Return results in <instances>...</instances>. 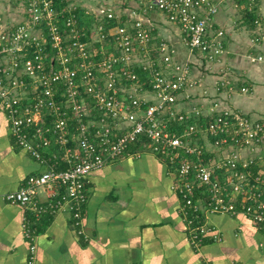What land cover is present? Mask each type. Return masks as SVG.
Returning <instances> with one entry per match:
<instances>
[{"label": "built area", "instance_id": "2783aa9c", "mask_svg": "<svg viewBox=\"0 0 264 264\" xmlns=\"http://www.w3.org/2000/svg\"><path fill=\"white\" fill-rule=\"evenodd\" d=\"M80 1L82 0H67L65 10H71L76 4H80ZM151 1L169 20L177 23L182 31L189 35L186 44L191 52L205 53L211 60L222 55L225 50L222 42L224 32L219 30L214 34L210 33L209 24L219 9L214 0ZM25 2L29 3L28 12L32 14V20L25 21V24L15 31L12 27H7L0 39V107L9 109L12 133L19 143L37 158H41L40 148L50 144L44 138V133L49 129L44 130L39 126L36 133L28 138L29 133L21 127L27 128L32 123L43 122V114L39 119L33 117L41 112V108L47 103L40 100L30 104L31 108L27 107L25 111H21L22 100L29 99V91L52 97L57 83L68 86L66 91L69 97L66 104L75 111L80 126L77 128L79 133L72 134L77 145L67 147L68 118L63 117L64 113L56 106L57 118L53 131L56 132L58 144L66 147L65 157L70 166L58 170L57 162L50 163L49 159L42 157L41 160L49 166L48 170L40 175L29 176L24 186L5 195L7 200L31 205L32 209L39 213L44 210V207L36 202L40 189L54 197H57L56 193L61 189L63 194H59L61 199L58 204L73 202L75 222L81 225V207L88 199V176L115 161L130 143L140 142L145 152H161L174 159L180 150H183L185 154H194L199 158L201 163L198 164L189 159L185 160L180 168L179 180L174 186L187 199L183 209L188 207L195 212L201 210L207 217L202 225L190 229V240L194 245H201L203 238L208 235L217 237L215 228L209 225L207 213L242 212L255 223L264 225V178L252 173L250 168L253 161L239 160L233 153L218 162L215 157L209 158L210 163L206 164L202 154L207 149L204 145L192 141L193 138L198 139L201 133L209 132L217 136L216 140L211 142L216 147L230 144L240 148L259 146L264 144V120L255 121L241 113L222 109L218 101L212 102L206 110L194 107L191 111H178L175 105L179 102V94L192 84L187 69L171 61L172 58L168 55L165 56L164 63L158 64L157 68L153 62H148V43L151 36L140 20L133 23L132 30L126 26L112 30L116 35V51L107 52L101 49L103 58L101 62L95 63L98 51L95 52L89 43L78 41L79 33L74 26V18H68L67 26L70 31L63 38L58 26L53 22L56 11L52 0H23L24 4ZM110 7L103 2L99 15L112 16ZM43 20H46L53 46L58 49L56 57L50 60L51 65L43 60L41 55L40 42L47 41L41 25ZM32 40L38 47L33 50L37 54L34 58L28 54L29 49L32 50L29 46ZM65 40L67 43L71 42L67 50L61 44ZM253 41L256 44L264 41V34ZM255 59L262 61L264 57L259 55ZM55 60L59 63L58 67H54ZM116 61L122 63L121 68H113ZM133 63L142 65L149 71L151 82L149 89L144 92L138 74L127 68ZM149 64L152 66H147ZM1 73L6 77L3 78ZM28 84L29 90L26 89ZM90 95L96 100L95 105L92 104ZM142 97L146 98L144 101H151L147 109L141 106ZM109 116L112 123L107 122ZM85 117L90 118L88 122L83 121ZM206 118L212 120L204 128L203 120ZM191 119L196 122L190 123ZM177 123L185 124L183 131L174 129ZM239 165L243 171L238 170ZM216 167H226L227 184L224 186L212 181V172ZM229 171H232V174ZM190 173L194 174L200 185L204 183L210 186V197L203 203H193L191 199L196 183L190 179ZM31 231L28 229L27 234L34 237ZM35 250L36 246H31L32 254H35Z\"/></svg>", "mask_w": 264, "mask_h": 264}, {"label": "crops", "instance_id": "0c3cea01", "mask_svg": "<svg viewBox=\"0 0 264 264\" xmlns=\"http://www.w3.org/2000/svg\"><path fill=\"white\" fill-rule=\"evenodd\" d=\"M97 1L96 17H102L99 9L105 2L115 14L124 9L116 18L126 17L127 28L132 30L138 20L145 24L151 36L148 62L155 65V51L158 64L168 55L187 69L192 84L179 94L181 110H206L218 101L222 109L264 120V59H255L264 57V41H253L264 34V0H256L253 6L250 0H236L234 6L244 12L237 19L233 3L214 0L219 11L209 26L214 32H224L226 51L219 62L208 66V57L200 61L199 52L189 50V35L148 1ZM1 5L0 16L16 19L8 4L4 3L5 13ZM251 15L255 20H249ZM99 22L94 20L92 25ZM242 39L246 41L243 50H228V42L234 45L233 41ZM254 149L244 159L253 161L252 173L264 178V144ZM48 168L14 142L9 118L0 112V264H264V226L256 225L244 213L209 214V225L217 237L208 235L195 246L186 229L182 199L174 187L176 174L153 153L126 156L93 171L86 180L88 199L81 207V225L75 222L73 202L58 204L61 189L57 197L40 189L36 202L44 210L39 213L31 205L6 199L5 195L24 186L29 176ZM28 229L34 237L27 234Z\"/></svg>", "mask_w": 264, "mask_h": 264}, {"label": "trees", "instance_id": "16d2710c", "mask_svg": "<svg viewBox=\"0 0 264 264\" xmlns=\"http://www.w3.org/2000/svg\"><path fill=\"white\" fill-rule=\"evenodd\" d=\"M52 1H53L54 11H56V15L53 18V22L58 26V28L60 30V34L62 35V37L65 38L66 35L68 34V32L70 31V27L67 26L68 18H70V17H72V19L74 18V20H75L74 26L79 33V40L78 41L80 43H86V44L89 43L91 46H93L92 48L95 52L98 51L95 55V59H94L95 63L101 62V59L103 58L102 57L103 55L101 53V49H104L107 52H112V51L115 52L116 51V49L114 48L115 42H116L115 41L116 35L112 32V30H114L116 27L125 26V22H127V21H124V19L126 17L125 18L121 17L118 20V18H116V14L113 12H112L113 13L112 16H110V17L101 15L103 18L100 20L98 25L96 27H94L92 25V21H94L96 19L98 20V18L95 16V13L90 12L89 9H88L89 11L86 10L85 6H83V0L80 1V4H76L75 7L69 11L65 10V7L67 5V0H52ZM142 1H148L149 6L154 7L155 9L159 10L152 3L151 0H142ZM28 6H29V3L25 2V4H24L25 10L23 13L25 16V20H27V21L29 20V22H30V20H32V14H30L28 12ZM90 15H92V17H89ZM251 16H249L250 17L249 19L255 20L254 16L253 15H251ZM43 21H42L41 25L44 28L43 33H44V36L47 39V41L45 43L40 42L41 55L44 57L43 60L47 61L51 65L50 60L52 57H56L58 49L53 46V40L48 33V26L45 23L46 20H43ZM23 24H25V21L15 23L14 25L11 26L12 30L15 31L16 29H18L20 27V25H23ZM100 27H101V29H99ZM95 33H96V37L94 36ZM70 43L71 42L67 43V41L65 40L61 44L64 46V49L67 50L68 49L67 46ZM36 45L37 44H35V41H33V40H32V44H29L30 48H32V50L29 49V51H28L29 52L28 54L31 56V58H34L37 55L33 51L34 48L37 47ZM153 55H154L153 60L155 61L154 66L157 68L158 59H159L157 56V52L153 51ZM58 66H59V63L57 60H55L54 67H58ZM113 66H114L113 67L114 69L119 68V67L121 68L122 63L119 64V62L116 61L115 63H113ZM127 68L131 69V71L138 74V80H139L141 87L143 89L142 92H144L146 89H149L151 79L148 76L150 74H149L148 70L144 69V66L133 63V64L127 66ZM1 74H3V73H1ZM2 76H3V78L6 77L4 74ZM27 83H29V81H27ZM27 86L28 87L26 89L29 90V84ZM67 88H68V86H65L62 83H57L56 87H55V89H56L55 93L53 94L52 97L46 96L44 94H33L30 92L28 95L29 99H23L22 103H21L22 106L20 108L21 111H25L27 109V107H30V104L38 103L40 100H44V102L47 103L46 105H44L41 108V113L43 114V118H44L43 122L32 123L31 126H29L27 128L26 127L23 128V126H22L21 129H23L29 133L28 138L32 137L36 133V129L39 126H42L44 128V130L49 129V131H46L44 133V136L50 144L48 146H46L45 148L44 147L40 148L41 158H37L35 155H33L31 153L30 150H27V149L26 150L30 154H32V156L34 158H36L37 160H39L40 162H43L41 160L42 157L49 159L50 163L57 162L58 170H64V169L68 168L70 166V163L67 161V159L65 157V148L66 147L58 144V142L56 141V138H57L56 132L53 131L54 130L53 128L55 125L54 122L57 118V114L55 112L56 106H59L61 111L64 113V114H62V116L65 118H68V120H67L68 134L67 135H68L69 141L67 143V147H75L77 145V141H76V139L73 138L72 134L79 133L77 128L80 126V121H79L78 117L76 116L75 111L72 108L67 107L66 103H67V100L69 97L68 93L66 91ZM103 92H105V90H103ZM141 99L143 101L141 106L144 109L145 108L147 109L149 107L151 101L150 102L144 101V99H146L144 97H142ZM90 100L92 101V104L95 105L96 100L95 99L93 100L91 95H90ZM119 101H121V100L119 99ZM49 103H51L53 105H50ZM32 109L35 110V107H33ZM0 112H3L9 118V109L7 107H4V108L0 107ZM97 114H98V112L95 113V115H97ZM247 118L251 119L250 117H247ZM89 119L90 118L85 117V119L83 121L88 122ZM211 120H212L211 118H206L203 120L204 128L207 127V125L209 124V122ZM107 122L112 123L111 116L107 117ZM195 122H196L195 119L190 120V123H195ZM9 123H10V129L13 128L11 126L12 122H11L10 118H9ZM170 126H174V124H170ZM183 126H185V124L177 123V124H175L174 129L178 128V129H181V131H183V128H184ZM121 132H124V131L121 130ZM11 135L13 137L14 142L18 146L24 148L22 146V144L19 143L18 138L12 133V129H11ZM202 135H204V133L200 134L198 140L200 139V141H201V138L203 137ZM207 136L209 137L211 142L215 141L216 137H217L215 134H212L209 132H207ZM225 136H227V134ZM196 139H197V137L193 138L192 141L194 142ZM96 140L98 141L99 139L96 138ZM184 140H187V139H184ZM38 141H40V140H38ZM201 143L202 142H200V144ZM201 145H203V144H201ZM144 152H145V150L142 147L140 142H133V143L129 144V147L126 150H124L120 155H118L116 157L117 158L116 160H119V159L124 158L126 156L134 155L136 153L143 154ZM153 154L158 156L162 161H164L170 167L172 172H174L176 174V181L179 180V177L181 175L180 174V168H181L182 164L185 162V160H188V159L192 160L195 162V164L201 163L199 158L196 157V155L185 154V152L183 150H180L179 155L175 156L174 159L170 158L169 156H166L165 154H162L161 152L153 153ZM55 155H56V157H55ZM171 155H172V153H171ZM134 156H136V155H134ZM202 158L203 159L205 158L204 163L207 164V163H210L209 158H214V156L212 154H210L208 152V150H205L202 154ZM225 168L226 167H216L215 170L212 172V181L218 182L220 184V186H224L225 184H227V181H226L227 180V170ZM238 170L243 171V168L241 165L238 166ZM190 179L194 180L196 183V188L194 189V194L191 196L193 203L194 202L195 203H203L205 201V199L210 197L209 189H208L210 186L208 187V185L204 184V183H202L200 185L193 173H190ZM179 195L182 199V206L181 207L183 208V206H185L187 199H185L181 193H179ZM185 209H186V211H185ZM185 209H183L182 214L185 218L186 229L189 231V235H191L190 229L202 225L206 221L207 217H206L205 213H203L201 210H198L197 212H195L191 208H188V207H186ZM239 213H242V212H239ZM190 220L192 221V223L189 224ZM255 224L259 225L258 223H255ZM262 226H264V225H262ZM206 237H204L203 239L205 240Z\"/></svg>", "mask_w": 264, "mask_h": 264}, {"label": "rangeland", "instance_id": "374dc122", "mask_svg": "<svg viewBox=\"0 0 264 264\" xmlns=\"http://www.w3.org/2000/svg\"><path fill=\"white\" fill-rule=\"evenodd\" d=\"M229 1H230L231 4L233 3L232 4L233 6L235 5L236 0H229ZM0 2L2 4V5L0 4L1 7H2V12L5 13L6 10H7L6 6L4 5V3H6V4H8L12 8V11H13V13L15 15V18H16L14 20H5L2 16H0V39H2V34H4V32L7 29V27H11L15 23L21 22L22 20H25V16H24V13H23L24 10H25V7H24L23 0H20V2H19V0H15V2H14V0H7V2H5L4 0H0ZM83 2H84L83 3V6H85L86 10L87 11L90 10V12H93V11H95V8H94L95 7V3L98 2V1L97 0H83ZM250 2H251V5L250 6H253L254 2L253 1H250ZM257 3H255V4L257 5ZM234 10L235 11L233 12V10H232V12L235 13V15H236V18L235 19H237V17H241L242 15L244 16V12H243L242 9H241V12L242 13L235 6H234ZM123 11H124V9H118V10H116V14L121 15V13ZM218 11H219V9H218ZM262 12L264 13V10H262ZM216 14L212 17V20L214 19V17L216 16ZM92 15H90L89 17H92ZM263 17H264V15H263ZM102 18L103 17H99L98 20H101ZM226 20H230V18H226ZM210 33L211 34H214V31L213 30H210ZM233 42L235 43L234 45L232 44V41L231 42H228V46H229L228 47V50H231L232 48H237V50L240 51V50H243L245 48V44H246L245 43L246 42L245 40L242 39L241 41H233ZM225 51L226 50H224V52L222 53V55L225 53ZM199 54H200V56H199L198 59L200 61L203 58L206 57V54L205 53H203V54L202 53H199ZM219 58H220V56L217 58L216 61H215V59L211 60V59L207 58L208 62H206L205 66H208V64H211V63L219 62ZM228 64L230 65V63H228ZM220 66H222V65H220ZM220 66H218V67L220 68ZM223 66L226 67L225 65H223ZM29 93H30V91L28 92V94ZM146 95H148V97H149V94L148 93ZM181 104H183V103L178 102L175 105V107H176V109L178 111H181V108H179V106H181ZM192 109H193V107L191 109H188L187 108L186 111H190ZM223 109H226V108H223ZM41 116H42V113L41 112H38V113H36L34 115L33 118L34 119H39V117H41ZM202 136L203 137L201 138V142H202L201 144H203L204 147L208 150V152L210 154H212L217 159V162L220 161L221 159L225 158V157L231 156L233 153H234L235 157L238 156L239 160L243 159L244 161H247L248 159L246 160V159H244V157L250 156V153L255 152V150L257 149V148L254 149L255 147H253V146H248L246 148L235 147L233 144H230V146L225 145V146H221V147H216V146H214V144L211 143L209 137L207 136V134H205V132H204V135H202ZM194 142H195V144L201 145L200 144V139L199 140H195ZM24 149H25V147H24ZM252 149H254V150H252ZM229 169H231V168H229ZM229 172H230V174H232V171H229ZM210 214H212V213H210ZM207 216H208V213H207Z\"/></svg>", "mask_w": 264, "mask_h": 264}]
</instances>
